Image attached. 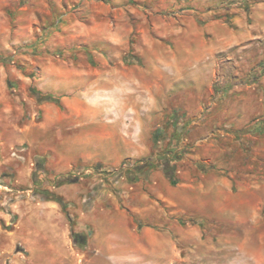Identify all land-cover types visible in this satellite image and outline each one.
Here are the masks:
<instances>
[{"label": "rangeland", "instance_id": "rangeland-1", "mask_svg": "<svg viewBox=\"0 0 264 264\" xmlns=\"http://www.w3.org/2000/svg\"><path fill=\"white\" fill-rule=\"evenodd\" d=\"M127 5L97 16L105 33H86L67 48L26 52L40 66L46 59L83 61L94 73L52 79V99L30 87L36 98L16 101L20 109L5 118L11 143L3 154L12 163L0 165V184L9 188H0V212L10 223L0 219L1 229L11 228L24 201L41 198L58 200L75 223L53 191L65 182L113 193L133 188L153 199L167 186L178 193L194 189L196 207L172 215L184 228L180 258L155 264H264V0ZM203 40L215 50L211 58L201 52ZM68 92L66 106L59 98ZM44 98L54 102L50 117L39 107ZM219 190L231 191L230 209H218ZM30 229L24 239L32 257L23 252L13 262L59 264L49 229ZM12 259L0 256V264Z\"/></svg>", "mask_w": 264, "mask_h": 264}, {"label": "crops", "instance_id": "crops-1", "mask_svg": "<svg viewBox=\"0 0 264 264\" xmlns=\"http://www.w3.org/2000/svg\"><path fill=\"white\" fill-rule=\"evenodd\" d=\"M133 1L0 0V165L12 163L11 158H5L3 154L11 143L4 134L8 130L4 126L12 110L19 108L16 101H32L36 94L43 95V92H49L47 95L52 99V79L62 80L94 73L86 70L83 61L76 65L73 62L58 65V62L55 64L52 59H46L40 66L38 56L26 52H42L57 46L67 48L83 40L86 33H105L102 27L98 28L97 16L124 4H128L129 9ZM111 3L118 5L111 8ZM119 14H115L116 18H120ZM89 18L93 22L90 27L86 24ZM108 33L114 35V40L120 38L117 31ZM203 41L201 52L211 58L215 50H211L207 42ZM211 63L214 66V62ZM34 69L41 71L39 79L30 77ZM92 71L97 73L96 69L92 68ZM30 87H36L39 92L29 95ZM67 95L71 93L59 98L63 105H66ZM82 98L86 100L87 92L84 91ZM50 99L39 101V107L47 111V117L54 109V102ZM71 107L79 113L83 112V108L76 103ZM77 183L65 182L53 190L75 221L72 225L58 200L41 198L24 201L23 209L20 215L16 212L10 229L0 227V256H14L8 264H16L13 262L16 254L24 252L32 257L34 248L30 241L27 243L24 239L25 235L27 239L32 235L31 227L38 231L45 227L49 229L52 234L50 242L58 243L60 247L53 246L58 251L59 264H155L160 258L167 263L177 260L178 256L180 258L177 244L184 237V228L177 222V217L172 220V215L196 207L195 198L189 195L196 193L194 189H188V193H178L177 189L167 186L165 192H157L156 199L164 202L161 203L149 197L148 193L141 194L133 188L131 191L113 193L106 188L77 186ZM139 195L141 203L137 200ZM216 195L223 198V204L220 203L218 209L231 208V191L219 190ZM121 197L124 199L123 204ZM102 212H107L110 217L107 214L101 217ZM146 218L157 223L149 225ZM0 219L5 224L10 223L9 216L4 212H0ZM72 231L79 233L81 238L78 241L72 238Z\"/></svg>", "mask_w": 264, "mask_h": 264}, {"label": "built area", "instance_id": "built-area-1", "mask_svg": "<svg viewBox=\"0 0 264 264\" xmlns=\"http://www.w3.org/2000/svg\"><path fill=\"white\" fill-rule=\"evenodd\" d=\"M0 188L5 189V190H9V188L7 186H2L1 184H0Z\"/></svg>", "mask_w": 264, "mask_h": 264}]
</instances>
